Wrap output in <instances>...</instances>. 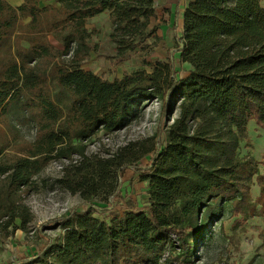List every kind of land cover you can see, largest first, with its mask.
Instances as JSON below:
<instances>
[{
  "label": "trees",
  "instance_id": "obj_1",
  "mask_svg": "<svg viewBox=\"0 0 264 264\" xmlns=\"http://www.w3.org/2000/svg\"><path fill=\"white\" fill-rule=\"evenodd\" d=\"M155 1L0 0V235L30 233L23 195L43 185L52 162L62 164L54 184L87 206L46 223L61 235L8 264H195L199 240L209 241L202 237L223 213L245 221L264 212V173L237 157L248 124L264 128V0H191L174 37L189 66L183 76L173 55L120 79L84 69L94 50L86 23L103 13L116 57L149 55L160 43ZM153 100L164 119L178 116L149 139L105 156L88 152L94 136L116 132ZM127 168L148 182L144 206L121 202ZM254 176L259 210L247 199ZM109 210V221L95 216Z\"/></svg>",
  "mask_w": 264,
  "mask_h": 264
},
{
  "label": "rangeland",
  "instance_id": "obj_2",
  "mask_svg": "<svg viewBox=\"0 0 264 264\" xmlns=\"http://www.w3.org/2000/svg\"><path fill=\"white\" fill-rule=\"evenodd\" d=\"M156 4L160 11L156 20L163 27L167 24V11L164 6L159 8L160 4ZM174 21L172 32L171 30L165 31L166 29L163 28L164 30L161 29L159 35L156 33L160 43L149 55H147V51L137 50L123 57H116L113 45L108 39V31L92 27V24L95 23L89 21L87 25L92 32L90 43L94 50L90 59L85 61L84 69L91 70L109 80L120 79L136 69L149 70L152 64L158 61L164 62L173 55L176 70L181 76L185 75L189 71V66L180 61L179 53L174 52V37L177 36L178 31ZM99 25L103 26V23ZM149 41L153 42L152 39ZM145 105L146 107L139 113L140 116L137 114L136 118L127 119L116 132L101 131L97 136H94L86 144L88 152L105 156L130 142L144 141L157 134L158 126L170 123L178 116L177 113L169 112L164 119L159 101L154 102L153 100ZM247 127L248 136L240 141L237 157L246 168L258 169L262 174L264 173V128L258 126L255 121H251ZM146 163L147 160L143 158L136 167H141ZM135 170L125 169L120 181V199L123 203L129 202L136 206H144L149 199L148 182L142 180L140 174H137V170ZM61 172L62 164L52 162L39 177L44 180L41 183L43 185H40L34 193L23 195L24 202L30 207L33 214L30 233L26 235L22 231H16L7 239L0 235V264H8L22 259L23 256L37 254L45 243L44 236L57 238L62 233L57 223L55 226H51L54 228L45 229L43 226L46 223L65 217L76 207L80 209L87 207L83 205L84 201L80 195H73L54 184V180L61 175ZM255 178L256 176L247 184L249 188L247 199L252 206L256 204L257 198L261 195V186ZM93 203L102 205L96 199ZM121 207L119 202L114 210L121 211ZM255 207L256 210H259L261 205L257 204ZM110 214L109 210L95 213V216L109 221ZM221 216L210 224L202 237L209 236V241L202 246V239L199 240L198 249L192 257L196 261L195 264H264V212L258 213L257 216L247 217L245 221L241 220V216L230 212L223 213ZM175 245L176 249L172 252V256H178L182 251L177 241H175Z\"/></svg>",
  "mask_w": 264,
  "mask_h": 264
},
{
  "label": "crops",
  "instance_id": "obj_3",
  "mask_svg": "<svg viewBox=\"0 0 264 264\" xmlns=\"http://www.w3.org/2000/svg\"><path fill=\"white\" fill-rule=\"evenodd\" d=\"M12 6H19L21 4L24 3V0H7ZM191 0H182L180 5L178 6V8H176L177 5V0H156V3H159L160 6L159 8H164L167 11V18H166V25L160 26L158 24V20H156L158 18H154L151 21V25L152 26H158L159 31L157 29V35H159V32L161 29H166L165 31L171 30L172 32V24L174 21V24H176V26L178 27V31H177V36H181L183 33V25H182V21H183V13H184V9L186 8V6L188 5V3ZM46 4H55V0H40V5L44 6ZM157 6V4H156ZM181 8V9H180ZM177 10V11H176ZM156 11H157V15L160 13V11L158 10V8L156 7ZM89 21H91V23H95L92 24V27L95 26L96 29H102V30H107L108 33H110L111 31V22H110V18H109V13H103L102 15L99 16H95L92 18H89V20L86 23V28H88V30H90V28L88 27V23ZM100 23H103L102 25H99ZM163 29V30H164ZM163 33V32H161ZM161 35V34H160Z\"/></svg>",
  "mask_w": 264,
  "mask_h": 264
}]
</instances>
